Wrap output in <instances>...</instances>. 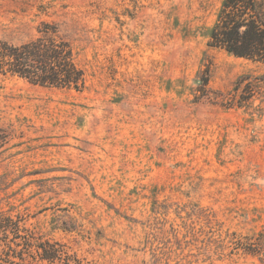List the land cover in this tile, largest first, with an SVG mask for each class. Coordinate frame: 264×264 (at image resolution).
I'll return each mask as SVG.
<instances>
[{
	"label": "rangeland",
	"instance_id": "obj_1",
	"mask_svg": "<svg viewBox=\"0 0 264 264\" xmlns=\"http://www.w3.org/2000/svg\"><path fill=\"white\" fill-rule=\"evenodd\" d=\"M222 2L0 0V42L63 41L85 80L0 73V222L68 264H264V62L208 46Z\"/></svg>",
	"mask_w": 264,
	"mask_h": 264
},
{
	"label": "trees",
	"instance_id": "obj_2",
	"mask_svg": "<svg viewBox=\"0 0 264 264\" xmlns=\"http://www.w3.org/2000/svg\"><path fill=\"white\" fill-rule=\"evenodd\" d=\"M208 46L224 49L235 57L264 62V0H223ZM71 56L70 46L63 41L44 44L40 40L17 47L0 42V73L17 75L34 85L80 91L85 84L83 72L73 64ZM7 229L13 230L14 239L22 241L14 244L23 246L17 254L14 251L20 264L24 250L39 262L69 263L63 245L41 242L32 234L20 235L12 219L0 222V230L5 233Z\"/></svg>",
	"mask_w": 264,
	"mask_h": 264
}]
</instances>
